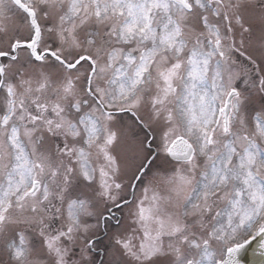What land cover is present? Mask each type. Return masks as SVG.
I'll return each instance as SVG.
<instances>
[{
    "label": "snow or ice",
    "instance_id": "snow-or-ice-1",
    "mask_svg": "<svg viewBox=\"0 0 264 264\" xmlns=\"http://www.w3.org/2000/svg\"><path fill=\"white\" fill-rule=\"evenodd\" d=\"M256 240L264 0H0V264H242Z\"/></svg>",
    "mask_w": 264,
    "mask_h": 264
},
{
    "label": "water",
    "instance_id": "water-1",
    "mask_svg": "<svg viewBox=\"0 0 264 264\" xmlns=\"http://www.w3.org/2000/svg\"><path fill=\"white\" fill-rule=\"evenodd\" d=\"M259 240L252 241L249 245L245 246L240 253L242 264H261L264 260L258 250Z\"/></svg>",
    "mask_w": 264,
    "mask_h": 264
},
{
    "label": "rangeland",
    "instance_id": "rangeland-1",
    "mask_svg": "<svg viewBox=\"0 0 264 264\" xmlns=\"http://www.w3.org/2000/svg\"><path fill=\"white\" fill-rule=\"evenodd\" d=\"M127 223V220L125 221ZM247 237V234L243 237V238H246ZM106 241L107 240H104V243L103 244H106ZM110 239L107 241V244L109 243Z\"/></svg>",
    "mask_w": 264,
    "mask_h": 264
},
{
    "label": "flooded vegetation",
    "instance_id": "flooded-vegetation-1",
    "mask_svg": "<svg viewBox=\"0 0 264 264\" xmlns=\"http://www.w3.org/2000/svg\"><path fill=\"white\" fill-rule=\"evenodd\" d=\"M102 235L104 236V235H105V233H102Z\"/></svg>",
    "mask_w": 264,
    "mask_h": 264
}]
</instances>
